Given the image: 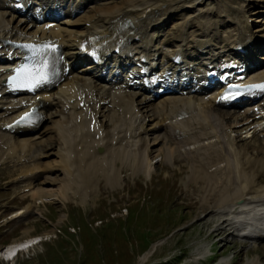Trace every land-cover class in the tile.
<instances>
[{
	"label": "bare ground",
	"instance_id": "obj_1",
	"mask_svg": "<svg viewBox=\"0 0 264 264\" xmlns=\"http://www.w3.org/2000/svg\"><path fill=\"white\" fill-rule=\"evenodd\" d=\"M64 1L65 6L53 13L52 7ZM208 1L0 0V164L9 156L16 158L14 162L22 159L20 176L29 181L45 170L66 175L59 191L33 190V200L43 204L72 198L70 174L78 168L84 179L99 170L114 189L122 168H129L133 176L150 177L152 148L162 142L159 155L173 163L175 155L184 159L186 179L202 183V203L211 201L215 212L236 204L244 209L264 205V184L251 172L253 165L264 167V149L240 147L232 136L238 132L264 136V90L254 101L242 98L231 103L225 113L218 102L219 90L202 85L207 83L204 64L213 65L209 70L214 71L233 62L237 69L252 65L248 77L264 81V52L254 58L256 50L264 51V0H216L217 7ZM230 2L235 6L231 13L225 8ZM216 12L218 17L213 18ZM175 14L180 22L167 34L168 20ZM93 38L90 47L102 45L100 62L84 64L79 48ZM20 42H45L61 49L56 84L29 93H12L3 84L9 68L21 61L22 54L12 46ZM118 42L122 44L114 52ZM177 54L182 55V64L170 60ZM141 60H146L141 70L153 68L151 76L138 75L135 67L129 70L138 75L133 79L127 71L117 74L122 66ZM134 79L137 83L130 85ZM160 79L175 84L177 91L156 96ZM34 107L42 116L36 127L11 126ZM231 115L228 125L225 116ZM79 116L83 117L75 121ZM98 147L102 152L96 151ZM43 180L58 181L47 176ZM79 188L76 193L83 202L87 191ZM219 222L224 231L233 227L226 217ZM258 234L264 238V230ZM30 238L1 250L2 260L14 261L17 249L41 237Z\"/></svg>",
	"mask_w": 264,
	"mask_h": 264
},
{
	"label": "rangeland",
	"instance_id": "obj_2",
	"mask_svg": "<svg viewBox=\"0 0 264 264\" xmlns=\"http://www.w3.org/2000/svg\"><path fill=\"white\" fill-rule=\"evenodd\" d=\"M215 1L208 3L217 7ZM225 5L230 13L235 7L231 2ZM217 17L216 12L213 18ZM180 19L175 14L168 20L167 34ZM228 109L225 107L224 112L229 113ZM225 118L228 125L233 122V115ZM105 125L108 128L110 122L106 121ZM232 136L240 147L264 149V136L260 132L247 136L238 132ZM162 146L160 142L152 148L150 177L142 173L133 176L129 168H122L118 190L105 183L99 170L91 171L96 174L84 179L83 171L78 168L70 174L73 188L69 190L75 192L72 198L43 204L33 200L31 192L59 191L60 179L66 175L45 170L47 173L42 171L40 178L29 181L20 174L21 164L25 162L22 159L14 162L16 158L11 156L6 158L0 164V252L5 245L25 238L42 236L49 240L30 253L19 254L14 261H4L0 256V264H264V238L259 239L258 234L260 229L264 230V205L244 209L236 204L215 212L211 201L210 205L202 203V183L186 179L184 159L175 155L173 163L163 153L159 155L157 149ZM98 149L97 152H102ZM251 172L263 185L264 167L253 165ZM44 176L58 181L44 182ZM81 178L84 181H79ZM76 188L87 191L85 201H80ZM28 205H31L29 211L12 217ZM223 217L233 223L232 229L224 231V225L219 222ZM229 232H232L230 236Z\"/></svg>",
	"mask_w": 264,
	"mask_h": 264
},
{
	"label": "snow or ice",
	"instance_id": "obj_3",
	"mask_svg": "<svg viewBox=\"0 0 264 264\" xmlns=\"http://www.w3.org/2000/svg\"><path fill=\"white\" fill-rule=\"evenodd\" d=\"M21 84L25 83H40L43 81L44 76L41 74L40 70H31L28 68L20 69L17 71L16 78Z\"/></svg>",
	"mask_w": 264,
	"mask_h": 264
}]
</instances>
